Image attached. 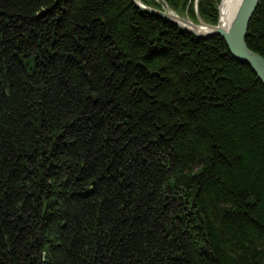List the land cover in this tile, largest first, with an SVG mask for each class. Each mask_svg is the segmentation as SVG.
<instances>
[{
  "label": "trees",
  "instance_id": "obj_1",
  "mask_svg": "<svg viewBox=\"0 0 264 264\" xmlns=\"http://www.w3.org/2000/svg\"><path fill=\"white\" fill-rule=\"evenodd\" d=\"M0 264H264V84L132 0H0Z\"/></svg>",
  "mask_w": 264,
  "mask_h": 264
},
{
  "label": "water",
  "instance_id": "obj_2",
  "mask_svg": "<svg viewBox=\"0 0 264 264\" xmlns=\"http://www.w3.org/2000/svg\"><path fill=\"white\" fill-rule=\"evenodd\" d=\"M132 2L141 10L159 15L168 21L174 23L182 30H185L192 35L200 38H207L212 36H220L224 39L229 52L238 61L247 64L252 68L259 80L264 84V57L252 51L246 42L247 33L250 21L257 10L260 0H245L238 12V15L228 31L216 28L215 24H210L204 21L198 10L199 0H194L196 20L204 26L211 27L210 31L197 32L195 29L188 27V21L185 15L175 13L169 4L163 0L162 9L154 8L144 4L141 0H132ZM219 11V8H218ZM220 14V12H219Z\"/></svg>",
  "mask_w": 264,
  "mask_h": 264
},
{
  "label": "bare ground",
  "instance_id": "obj_3",
  "mask_svg": "<svg viewBox=\"0 0 264 264\" xmlns=\"http://www.w3.org/2000/svg\"><path fill=\"white\" fill-rule=\"evenodd\" d=\"M245 0H221L219 4V18L217 24H215L217 27L221 30L228 31L231 29L238 12L241 8L242 3ZM188 27L195 29L197 32H204V31H210L212 28L208 26H204L201 23H197L191 19H188Z\"/></svg>",
  "mask_w": 264,
  "mask_h": 264
},
{
  "label": "rangeland",
  "instance_id": "obj_4",
  "mask_svg": "<svg viewBox=\"0 0 264 264\" xmlns=\"http://www.w3.org/2000/svg\"><path fill=\"white\" fill-rule=\"evenodd\" d=\"M156 2H158V3H160L161 5L163 4V0H155ZM163 6V5H162ZM219 7V6H218ZM175 13H178V12H176L175 11ZM180 14V13H179ZM185 15V17L187 18V19H191V20H193V21H195V22H197V20L196 19H192L188 14H183V16Z\"/></svg>",
  "mask_w": 264,
  "mask_h": 264
}]
</instances>
